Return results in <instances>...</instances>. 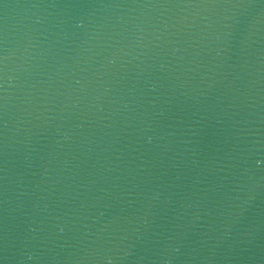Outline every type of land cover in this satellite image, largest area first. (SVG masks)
<instances>
[{"label":"water","instance_id":"obj_1","mask_svg":"<svg viewBox=\"0 0 264 264\" xmlns=\"http://www.w3.org/2000/svg\"><path fill=\"white\" fill-rule=\"evenodd\" d=\"M0 264H264V0H0Z\"/></svg>","mask_w":264,"mask_h":264}]
</instances>
